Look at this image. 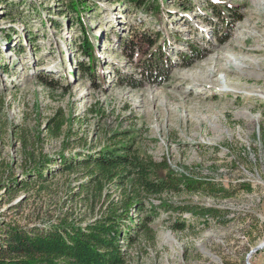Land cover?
<instances>
[{"label": "rangeland", "instance_id": "1", "mask_svg": "<svg viewBox=\"0 0 264 264\" xmlns=\"http://www.w3.org/2000/svg\"><path fill=\"white\" fill-rule=\"evenodd\" d=\"M54 1L0 0V239L7 227L84 226L99 216L100 204L92 210L73 194L83 168L58 171L59 156L75 162L129 144L222 191L164 196L207 215L158 208L154 240L137 236L125 264H264V0H156L158 20L90 0L95 80L80 70L88 59L79 24ZM154 34V44L142 40ZM185 43L203 57L188 63ZM151 54L166 59L160 77L141 66ZM60 114L66 121L51 137L46 127ZM39 153L53 161L44 182L25 175Z\"/></svg>", "mask_w": 264, "mask_h": 264}, {"label": "trees", "instance_id": "2", "mask_svg": "<svg viewBox=\"0 0 264 264\" xmlns=\"http://www.w3.org/2000/svg\"><path fill=\"white\" fill-rule=\"evenodd\" d=\"M142 12H149L158 20L156 0H113ZM58 12L69 14L80 26L81 39L77 48L80 54L88 59L87 65L81 67V72L95 80V66L98 59L95 55V46L91 35L84 23L85 13L93 8L90 0H55ZM210 12L214 17L223 16V9L219 3H211ZM227 8V7H226ZM228 10V9H227ZM232 10V9H229ZM233 19L239 20L240 16ZM154 34L152 39L146 37L143 41L152 45L159 39ZM127 48L129 42H123ZM185 53H180L188 63L194 58H202L201 48L195 44L185 43ZM154 56V54H151ZM163 57V56H162ZM143 61L144 71L153 77H160L166 68V59L158 56ZM188 65V64H187ZM264 116V113H262ZM63 115H58L46 127L51 137L60 135L65 123ZM23 141H26L24 135ZM80 161H70L65 155L59 156L60 168L58 171H73V168H83L86 180L78 184L77 192L80 201L87 204L92 210L100 204L99 216L84 226L65 224L60 221L58 226L48 228H19L7 227L0 239V264H125L128 247L137 236L147 241L154 240V230L150 223L157 215V209H172L185 212L201 218L207 215L203 209L183 205L172 207V202L164 196H177L181 192L188 194L215 191L213 185L204 180L192 177L179 176L171 168L167 158L160 161L151 156L141 155L133 145H112L97 151H87L80 154ZM27 159H33L25 175L28 180L44 182L47 174L52 173L50 164L52 158L30 154ZM49 167V168H47ZM16 180L2 186L5 191L11 188ZM25 185L29 184L26 180ZM24 185H21L23 187ZM249 189V188H247ZM118 193L119 198L115 195ZM157 200L156 205L153 202ZM176 227V228H181ZM123 248V249H122Z\"/></svg>", "mask_w": 264, "mask_h": 264}, {"label": "water", "instance_id": "3", "mask_svg": "<svg viewBox=\"0 0 264 264\" xmlns=\"http://www.w3.org/2000/svg\"><path fill=\"white\" fill-rule=\"evenodd\" d=\"M261 245H262V244L257 245L255 248H253V249L251 250V252H255L256 250H258V249L261 247Z\"/></svg>", "mask_w": 264, "mask_h": 264}]
</instances>
